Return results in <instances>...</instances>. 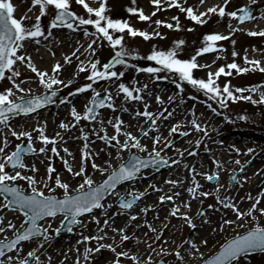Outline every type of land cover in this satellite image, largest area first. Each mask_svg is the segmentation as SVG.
<instances>
[{
  "label": "snow or ice",
  "instance_id": "obj_1",
  "mask_svg": "<svg viewBox=\"0 0 264 264\" xmlns=\"http://www.w3.org/2000/svg\"><path fill=\"white\" fill-rule=\"evenodd\" d=\"M252 4L256 3V0H250ZM75 3L81 5L85 10L86 14H78L72 8L73 0H31L32 6H38L39 14L35 16L34 23H25L29 19L27 13L17 18L14 15L15 5L12 3V0H0V80L7 79L11 82L10 87H6L3 90H0V124L5 125L11 130V136L15 137L17 140L24 138L27 141V146L22 147L23 141L21 143H16L15 148L12 151H6L8 145L11 143L8 136L3 137V144L0 145V194L4 195V203H0V209H13L16 208L18 211L23 212V219L28 221L27 226L23 223L19 227L11 220H5L3 215H0V234L3 235V238L0 239V264H32V261L29 259L35 257V264H40V257L36 254V249L33 248L30 251H27L26 256L15 255V253H22L24 249V242H27L33 238H39L41 235L45 240L50 239L52 233L49 232V229L52 228L51 223L45 227L43 224L37 223L45 217L54 218L58 213H63L64 219L60 221L61 224L65 222L69 225L68 231H73L72 225H80L85 227L83 221L78 219L82 214H89L91 220H95L97 225L101 224V221L98 217L92 215L93 208L103 209L105 205L101 203L105 194L112 189H116L117 184L121 181L131 180L141 173V170H146L149 163L156 165L158 163H169L176 164L177 160H169L167 157L162 156L161 152L163 148H158L157 145L160 143V137L156 136L153 138L150 152L147 157H142L133 154L132 161L125 164L121 161L118 168H112L110 174L102 183L94 185V181L91 176L86 174V166L88 158L93 157V153L88 151V144L84 145L82 149L81 163L79 169L74 170L72 165L65 157H61L64 161V166L67 168L68 172L72 173L73 176L81 177L82 182L77 185L75 189L76 194L70 193L71 185L62 179L61 175L56 171L51 163L47 165L46 177L47 180H53L55 186L63 189V198H58L54 193L55 189L46 181H37L35 175H27L24 173V169H31L33 173L38 171L35 164H28L24 160L25 153H46L47 145L51 144V152L60 155L57 140L62 139L61 134L57 132L53 136H49L45 132L44 124H37L32 130H20L17 131L15 128H12L9 123L10 119L19 114H29L34 113L38 109L42 108L44 105H47L49 102H55L53 98L57 94V88H66L68 85L74 83L73 79L65 80L60 78V70H62L65 64L72 63L70 56L72 58H77V52L79 48L73 51L70 54L64 55L63 60L64 64L60 61H56L52 66L51 70H41L33 62L32 56L27 51V44L30 41H35L37 44L40 43V38H46V36H52V29L58 28L61 25H66L69 29H79L82 27L83 34L86 37L90 38V42L87 44V49L90 54H95L97 49L94 45L98 41L106 40L108 45L115 49V55H112L111 58L100 64V60L94 58L90 61H79L77 64V73L74 75H79V72L85 71L86 66L90 68L89 74L86 76V79L92 81V83H84L82 86L75 87L72 91H69L66 96L62 98L61 102L68 101L69 97L75 95L76 93H82L87 89H92V99L89 104L86 105L85 111L83 113L78 112L76 107L71 108V116L74 118V121L78 122L83 116L86 119L95 121L97 119V107H104L105 105L108 108L115 110L118 105L115 103L114 94L110 88L104 89L105 95L101 98L100 91L93 87L95 81L99 80H115L120 81V78L125 76V71L117 70V65H123L127 67L129 61L125 59V56L136 57L140 53L129 49L126 45V37H142L144 40H149L152 37L163 38L166 36V33H163L159 30L148 31L142 30L133 26L129 20L121 18H113L108 14L109 5L107 0H99L98 6H91L87 0H75ZM132 3L135 4L136 0H132ZM199 3L203 5L205 0H199ZM150 4L154 5V9L151 14H146L143 8L138 6H129L127 7L128 13L136 14L138 13V19L141 21H151L152 16H155L162 8H173L177 7L181 12L186 13L187 18L191 19L197 24L204 25L208 22L212 14H218L219 17L223 18L225 16L230 18H235L238 22L243 21H252L256 17L253 16L247 5H244L236 10H229L228 5L230 0H222L219 4H214L210 7H207L204 11H197L192 6H188L182 2V0H150ZM32 9L29 8L28 11ZM49 12L52 13V19L45 27L41 22V17L46 16ZM261 17L264 18V13L261 14ZM171 20L175 23L163 20L156 19L152 21L157 29L161 25H165L169 29H181L184 27L180 23L179 16L174 15L171 17ZM78 21V24L75 23ZM88 26H92L95 31H90ZM229 31L227 34H224L219 31H210L206 32L202 37V46L197 48L194 53H192L188 58H182L180 53L183 51L182 45L185 44L183 39H178L174 41L173 47L167 49H158L156 45H153L148 55L145 57L148 61H154L158 67H153L149 65L146 68L141 69L138 66L133 65L137 72L145 71L147 73L153 74L156 80H165L169 77L164 75H155L161 73L162 71L168 72L171 76L175 77L172 80V83L183 92L184 91V82L192 85L194 88L198 89L203 93L204 96L209 97L211 100L216 101L217 104L222 108H227L229 102H235L239 100L251 101L253 104L264 103V91L259 92V99L254 98L251 94L243 95L245 92L255 93L258 91L259 85L245 87H238L231 84V81H226L221 85L219 83V78L223 74L224 76H232L234 74L247 73L250 70L256 71L259 70L261 73H264V63L258 59H249L245 53L244 62L247 66H241L235 59L230 63L221 64L215 71L211 70V64L200 63L198 57L205 53L215 52L217 58L222 54L224 45L219 43L220 41L228 40L229 37L233 35V32L237 29L229 25ZM189 31H192V27L189 26ZM250 35H259L264 36V29L259 31L248 30ZM119 33L118 35L115 33ZM94 37V38H93ZM232 44L235 45L236 41L233 39ZM55 53H53L54 55ZM232 56L236 57L238 55L235 48L232 50ZM215 64L216 61L211 62ZM18 65H26L33 73L35 77L25 76L23 79H17L22 76V70ZM208 69L207 78L198 77L195 75V70L197 69ZM235 70L232 72L231 70ZM38 79L39 85L45 90L43 93L33 95L32 89L25 88L22 85L26 80H35ZM264 83V82H262ZM117 91L116 96H119L120 93L124 94L125 101L134 100V101H144L145 96L140 93L145 92L148 89V84L139 85L136 88H130L126 83L119 82L116 85ZM17 90L19 93H23L19 97H16ZM239 93V95H238ZM148 95L151 96L152 93L148 92ZM156 101L160 104H164V99L159 95H155ZM174 97H168V100L171 101ZM151 101L144 103L143 111L139 109L136 110L135 115L141 117H148L150 123L147 128L141 129L142 136L149 135V129L157 128V119H165L174 115V112L168 111L167 117H165L164 109H161L160 112L154 114L152 111H149V104ZM207 103L208 108L213 112L217 111L212 104ZM122 111H128L127 108H122ZM241 119H247V116H241ZM109 125H112L114 128V134L109 135L106 128L104 129V135L100 137L101 140L107 142L111 147L116 148L117 155H119V150H131L137 149L140 152L148 150V145L142 143L139 136L135 135L133 131L129 128H125V121L120 116H115L113 119L107 121ZM182 121H178L176 124H173L169 131L170 133H175L180 131V124ZM100 124L103 128L104 120H100ZM191 124L196 130H203L205 136H207L208 128L207 125H202L193 118ZM72 127L71 124L60 121V128L68 129ZM189 129L188 131H191ZM38 132V135L34 137L33 133ZM121 134L125 137L123 140L120 138ZM187 134V133H185ZM82 135L85 140L88 139V133L82 131ZM34 139L40 140L43 142L42 147L36 148L34 146ZM166 142L164 143V148H167L171 144V140L165 138ZM115 141V144L112 142ZM196 145L200 144V140H197ZM223 143V141H221ZM234 150L239 153L240 148L232 146ZM65 153H68L71 156V152L67 147L63 148ZM195 149H193V152ZM247 151L251 153L252 148H248ZM99 155V153H95ZM111 155V153H109ZM183 155V153H181ZM49 160L52 159L51 156L48 157ZM215 160V158H213ZM108 163V161H105ZM215 163L219 167L221 161L215 160ZM236 164L240 165L241 161L237 159ZM11 165L14 174H10L6 168ZM187 166V165H186ZM91 167L99 170L100 172H106L108 169L104 168L101 164L97 163L95 159L91 160ZM19 168V170H16ZM239 170H243L242 168ZM193 181L194 186L189 187L187 191L192 194V196L197 195V189L199 188V183L195 182V170L193 169ZM53 173L55 175L53 176ZM148 175L147 171L143 173ZM208 180L217 179L219 177V172H214L211 175L203 173ZM233 179H237L233 177ZM248 177H243V180H247ZM18 180L26 181L28 186L31 188V193L26 194L23 189L16 183ZM38 183H43L44 187L40 188L36 185ZM167 184L176 185L180 183L178 180H168L165 181ZM87 186V190H85ZM219 185L217 191H219ZM45 189L47 193H45ZM149 189L161 191L158 185L155 183L149 184L148 188L144 191H140L133 195L129 193L130 199H120L119 203L124 209H130L133 205V202L145 195V192ZM9 195L11 199H9ZM202 195L208 196L210 193L203 192ZM179 196V193H174L173 195H160L159 200L162 201H173L174 197ZM216 199L221 205L225 208H230L233 213H235L237 219L244 218L245 216H252V219L255 220L256 217L253 214L254 210H258L261 214H264V207H258L261 200L264 199V189H261V193L255 197L249 195L247 199L252 201L250 207L247 211L241 210L238 207V203L233 202L232 199L228 197L221 198L217 195ZM234 199V198H233ZM241 199H244L243 197ZM227 201V203H225ZM111 207V205H108ZM155 205H146L143 209V213H148L149 209L154 208ZM209 208L215 207L214 205H208ZM183 209H190L191 205L187 202L182 201L180 204H174L171 208L170 215L179 216L184 219V222L191 228L196 229L197 224L195 222L194 215L190 214L189 211H182ZM140 213L130 214L129 223L135 221L137 216ZM222 222L217 225V228L220 231H224L227 226H230L234 223L232 219L221 218ZM167 220V217L165 218ZM206 223H211L210 219L207 216L203 217V221ZM143 224L147 225L148 229L152 232L157 233L156 240H160L164 229L167 227V223H164L159 229L153 226L152 223H149L147 219L143 220ZM104 226H111L113 231L118 233L120 236V243L123 244L124 241H128L130 236L126 231V227L116 228L114 223L109 225V220H103ZM137 228L141 225H136ZM8 229H11V235L8 233ZM215 230V229H213ZM56 233L60 232L59 228L54 230ZM98 232L102 233L100 235H83L81 240L77 241V244H80L81 241H93L97 242L96 247H91L85 245L83 249L82 256L77 255L74 258V264H87V261L91 257V253L98 251L99 249H110L115 253L116 259L111 261V264H123L119 259L120 257H129L136 262V264H152L153 257L148 255L146 260H141V258L135 253H131L127 250L117 251V247L114 243H99L103 240L108 233L104 231L103 227L98 228ZM148 234L145 233V236ZM138 239V238H137ZM151 241L147 247L152 249V244L156 240H152L151 237H148ZM166 243V242H165ZM187 243L190 245L188 254L192 257H196L199 253V259L197 264H252V257L250 254L256 253L259 251L261 254H264V224L256 223L249 229H246L242 234L237 233L231 238L225 240L224 243L218 246V249L211 255L205 257L204 253L200 251L201 245H206L208 243L207 239H202L199 242L195 238H190L187 240H181L175 247V249H168L170 252H174L175 257L179 261H183L185 256L181 254V246ZM158 247H160L158 245ZM165 247H160L161 252H165ZM71 251V249H69ZM79 252V248L76 249ZM155 251V249H152ZM51 256L48 257V262L51 264ZM67 259V257H65ZM158 264H163V262H158Z\"/></svg>",
  "mask_w": 264,
  "mask_h": 264
},
{
  "label": "rangeland",
  "instance_id": "obj_2",
  "mask_svg": "<svg viewBox=\"0 0 264 264\" xmlns=\"http://www.w3.org/2000/svg\"><path fill=\"white\" fill-rule=\"evenodd\" d=\"M121 1L122 0H107V4L109 5L108 14L110 12H112L115 8L118 7L121 4ZM189 1L190 0H182V2L185 3L186 5L192 6ZM87 2L91 6L95 7V6H98L99 0H87ZM16 3H19V5L21 7H27V8L32 9L31 11L27 12V15L29 18H31L30 20H28L29 24L34 23L35 22V16L39 14L38 6H32L31 0H14V5H16ZM140 4H141L140 8H144L145 13L149 14V15L151 14L152 10L155 7L154 5L150 4V0H142L140 2ZM244 5H247L248 7L252 8V14H253V16H256L257 8L254 7L252 4H250L249 2L245 3V4H240L237 7V9H239L240 7H242ZM72 8L78 14H82V15L86 14V10L81 5L76 4L75 0H73ZM263 8H264V6H263ZM32 13H34V14H32ZM174 15L179 16L180 23L184 26L181 29H169L165 25H161L159 27V29H157V26L152 22L156 19H163V20L175 23L174 21L171 20V17ZM51 17H52L51 12H49L46 16L41 17V22L45 27L50 22ZM225 20L226 19L224 17L221 18L218 16V14H212L206 24L200 25V24L195 23L191 19L187 18L186 13L181 12L180 9L177 7L162 8L159 12L156 13L155 16H152L151 21H141L138 19V15L132 16L130 18L129 22L133 26L140 28L142 30H145V29L147 30L149 24H151L154 27V30H159L163 33H166L167 35L164 36L163 38L152 37L149 40H144L142 37H139V36H137V37H126L127 47L129 49H133V50L139 52L140 55L136 56V57H129V56L124 57L125 59H127L129 61L130 66L129 65L127 67H125L123 65H117L116 66L117 70L125 71V76L120 78V81H118V82L122 81V82L126 83L130 88H136L137 86L144 84V83L139 84L136 81L135 77L137 76V74L139 72L136 71V69H135V67H133V65L138 66L141 69L146 68L149 65H151L153 67H158V65H156V63L154 61L149 62L145 59V57L148 55V51L150 49L151 44H153L152 42H156V44H158V42H162L161 43L162 48L167 49V48L173 47L174 41H176L178 39H183L185 41V44L181 46L183 48V51L181 52L183 55L182 58H188L189 56H187V55H191L192 53H194V51L197 48L202 46V43H201V45H198V43L202 42L203 35L206 32L216 31L218 29L221 31V27L224 26ZM75 23L78 24V21H76ZM232 23L238 24V22L236 21L235 18L232 19ZM260 23H262V22H260ZM189 26L192 27V29H193L192 31L188 30ZM88 27H89L90 31H93V32L95 31V29L92 26H88ZM81 28H79V29H81ZM262 29H264V26L262 27ZM76 30H78V29L66 28V30H64V31H58L55 28V29L51 30L53 32L52 36H46V38H40V41H45L46 43H48L52 39H54L57 42H59V41L63 42V40H66L69 37H74L73 33ZM115 34L118 35L119 33L117 32ZM233 39L236 40L235 37H230V38H228V40H224V41L219 42V43L224 45L223 51H226L228 46L233 45L231 42ZM240 42L242 43L241 48H240L241 50H249V49L261 50L264 48V36H259V35L258 36H252V35L248 34V35H245L244 37H242ZM34 43H36V42L35 41L28 42V44L32 47V49L36 48V46L33 47ZM105 46H106L105 51L107 53H109V57L107 59H104L102 62H100L101 65L103 63H106L111 58L112 55H115V51H116L115 49H112L108 45L107 41H106ZM49 54H50V52L47 53L48 57H49ZM205 54H202L201 56H205ZM221 55H224V52H222ZM51 60H56V58L53 57ZM229 62H230V59H229V56L227 55V59L225 60V64H227ZM239 64L240 65L242 64L241 66H243V65L247 66V65H245V63H239ZM46 69L50 71L51 70L50 65ZM212 71H215V68H213ZM231 71L235 72L234 69ZM140 72L144 73L145 79H146L145 81H147V79H149L148 89L144 92L146 99H148V98L151 99L152 98L151 96L158 94L160 89H162V88H166V89L170 90L169 92L162 93L160 95L164 99L163 105L160 104L158 101H156L154 103V106H153V103H150V104H152V107H153L152 112L154 114L160 112L161 109H164L165 117H167L168 111L173 112L176 107H179V106L187 103L188 101L199 102V106L201 108H203V107L208 108L207 103H205V101H207L208 103L212 104L214 108L217 109V111L212 113L213 117H215L216 119L223 118L225 121H228V124L230 125L229 129H232L234 131H253L259 137H262V139H264V122L262 124V122H260V121L258 122V120H256V119H252V118L241 119L240 118L243 115H241L238 110H239L240 105L245 103L244 100H242L243 102L241 100L235 101V102H229L227 108H222V107H220L219 104L216 103V101L211 100L209 97L204 96L201 91L194 88L192 85L188 84L187 82H184V91L181 92L176 87V85L172 83V80L175 79V77L171 76V74L168 72L162 71L161 73L155 74V75H164V76L169 77L168 79H165V80H156L154 78L153 74L147 73L145 71H140ZM88 74H89V72H81V73H79V75H75L73 77L68 78V79H73L74 83L72 85H68L66 88H61L58 85L55 86L57 88V90H60L62 92V94H61V97L54 103V105L52 107L62 108V110H63L62 114H61L62 118L59 117L58 119H55L50 125H47V121H49L50 119H48V120L44 119V113H45V111L52 108V107H49V108H47L41 112L33 114L30 117L25 118L23 116H18L16 118H11L9 123L11 124L12 128H15L17 131L32 130L35 128V126L38 123L44 124L46 122L45 126L50 131L51 135H52L53 130H54L53 135H55L57 132H59L61 134L62 139H58L57 144L62 143L63 144L62 147L63 148L67 147L69 150H72L76 147V148L80 149L81 153H82V149L84 148V145L86 143L88 144V147H89L91 144L95 143L98 139H100V137L102 135H104V129L105 128L106 129L109 128V131L113 132V128L109 127L108 123H104L103 128L100 124V120L101 119L104 120L102 115H103V113L106 112L107 106L102 111L98 112L97 119L93 122L86 121L83 116L81 117L80 121L76 122V121H74V118L71 116V108L73 107L72 103H74L78 97L82 96L84 98L83 102H82L83 106L80 105V108H81L80 111L77 107H76V109L78 112L83 113L86 110L85 106L88 105L90 100L93 98L92 92L88 93V94H83L84 92L76 93L75 95L69 97L68 101L61 102L62 98L64 96H66L69 91H72L75 87H78L80 85L82 79L84 81H86V83H87L86 76ZM24 77L25 76H23L22 78H18V80L23 79ZM262 79H263V77H262L261 72L259 70H256V71L250 70L247 73L234 74L232 76H224L222 74L221 77L219 78V83L221 85H223L224 82L231 81L232 85H235L238 87L248 88L250 85L251 86H256V85L260 86L261 84H263L262 82L264 81ZM67 80H65V82ZM5 81H8V80L7 79L0 80V86ZM82 85H83V83L80 86H82ZM44 91L45 90L43 89V87L38 85V89L36 91L32 92L31 94L37 95V94L43 93ZM148 92H151L152 95L149 96ZM21 95H24V94L19 93L18 91L16 92V97H19ZM100 95L104 96L105 92L104 93L100 92ZM238 95H239V93H238ZM243 95H247L246 92L243 93ZM119 96H120L121 100L123 101L121 104V107L127 108L128 111L130 112V115L133 118H137V120H143V118H144L145 123L143 125V128H147L148 124L150 123L149 118L135 115V112L137 109H139L140 111H143L144 106L140 105L141 101H134V100L125 101L123 93H120ZM170 96L174 97V99H172L171 101L168 100V97H170ZM253 97L256 99H259L258 95H255ZM150 99H149V101H150ZM246 102L250 103L251 101H246ZM127 104H130V105L127 106ZM261 107H264V103H261ZM106 116L109 119H113V115H110L109 113H107ZM193 116L195 119H197V121L199 123H201V120H200L201 116H199L198 113H195ZM170 118L171 117H167L165 119H159L158 118L157 119V128L149 129V135L148 136H142L141 133L136 132V135L140 137L142 143L147 144L149 146L148 150H146L144 152H140L137 149H131L130 151L129 150H119V155H117L118 150L115 149L114 147L109 146L107 144V142L105 141L106 144L103 145L102 148L107 151L106 153L113 152V154L115 156H114L113 161H112L113 162L112 166H109L107 168L108 171L103 172V174L99 177V179L96 182H94L93 186L99 184L104 179L106 174H108L111 171L112 168L118 167L120 165L121 161L126 160L127 155L130 152H135L136 154H138L140 156H147L151 150V147L153 146L152 141L150 140L151 135H153V137L159 136L161 138L160 143L157 145V147L163 148L161 155L167 157L169 160L175 159L178 155H180L182 153V151H185L186 153L192 154V155H199V154H201V152L206 151V146H207L208 142H210L211 136H205L203 133V130L198 131L194 128L193 125H190L187 128L184 126H180V131H177L175 133H170L169 129L173 125ZM19 120L28 121V124L30 123L32 125L30 127H28L27 129H25V126H27L26 124L23 123L22 125L21 124L17 125L16 121H19ZM63 120L64 121L66 120L67 123L72 125V127H70V130L60 128V121H63ZM104 121H106V120H104ZM58 124H59V126L57 127ZM184 128H186V129H184ZM189 129H192V130L188 131ZM82 131L88 133V139L87 140H85L84 136L82 135ZM192 131L195 132L194 140H193L194 142L191 141L187 145L181 144L182 142H184L188 138L189 133ZM225 131H226L225 128H223V127L219 128V132L224 133ZM10 133H11V130L9 128H7L3 124H0V140L2 141V144H3V137L5 135H7L9 140L11 141V143L8 145V148L6 149V151L14 150L15 144L21 143V141H23L22 144L27 143V141L24 138L17 140L15 137H12ZM185 133H187V134H185ZM178 134H181L182 138H180L176 143L172 144L171 146L164 148V143L166 142L165 138H168L171 140V139L175 138ZM228 134H230V133H228ZM33 135L35 137L36 135H38V132H34ZM109 135H111V134H109ZM224 135L227 136V134H225V133H224ZM120 138L122 140L124 139L123 137H120ZM199 139H200V144L196 145L195 142ZM231 142H232V140H230L229 138H228V142L227 143L225 142L226 144H225L224 148H225V154L227 156H229V154H231L233 152V149L229 147V143H231ZM41 143L42 142L40 140L34 139V146L37 149L42 147ZM112 143L115 144V141H113ZM175 147H179V149L175 152L176 155L171 154L172 153L171 151H173ZM193 149H195L194 152H193ZM39 154H40L39 152H36V153H34L33 156L24 157V160L28 164H35L37 169L39 170V174L37 176H38V178H40V181H46L49 184V186H51L55 189L53 194H55L58 198L62 197L63 194L59 193L58 186H55V184H54V179L53 180H47V177H46L47 165L49 163H51L53 165V167L56 169V171L61 175L62 179L67 181V179L70 178L69 176L71 174H70V172H68L67 168H65L64 161L61 159V157H65L70 163V156L68 155V153H65L63 151V149L60 151V155H56L50 151L46 152V153H42L40 156H39ZM49 156L52 157L51 160L48 159ZM102 156H103V153L101 154L100 157H102ZM75 161L76 162L73 164L72 167L74 170L78 171L79 168H77V167L81 163L80 156H77ZM228 162H229V165L231 167L230 170L232 172L230 174H228L227 178H225L224 188L219 189V191H217V187H216L217 180H216L215 184L209 185L207 183L208 179L207 178L203 179L202 183H204L206 185V187L208 189V193H210V195L204 196L203 199H200V201L198 203L199 207L195 212L196 218H201L203 216V214L205 213V207H207L208 205H214L215 207H213V209L215 208L218 211L229 210V208H225L216 199L217 195L221 196L222 198L231 195L233 189L238 187V185H237L238 179H236V182L234 185H231L230 176L233 173H236L237 174L236 178L238 177L239 166L235 165V167H232V166H234L232 160H229ZM89 165H91V161L88 159L87 166H86V172L89 168ZM175 166L176 165L169 164L168 169L163 173H166L169 169H171ZM203 169H204V173L211 175L209 167L204 166ZM6 170H7V168H6ZM23 171L27 175H34L33 172L31 171V169H24ZM147 171H148V173H152L151 170H147ZM144 172H141L135 178V180L128 182V183H125L122 187H120V188H122L121 194L114 195V192L116 190L111 192V194L107 198V200L112 197V201L110 204H111V207H112L111 209L113 212H116L119 214L125 210H129V209L120 208L117 203H118V200L120 198H124V199L131 198L129 196V193H132L133 195H135V192L132 191L133 188L135 189V187H132L134 184L139 185L138 188H143L145 190L148 188L149 184L153 183L150 179L145 178V176L143 174ZM10 174H14V173L10 172ZM54 175H55V173H53V176ZM189 179L192 181L193 177L189 176ZM14 183L18 184L23 189L24 192L31 193V188L28 186L26 181L18 180ZM261 183L264 184V171L262 173ZM77 185H74L72 187V189L70 190L71 194L75 193V189L77 188ZM36 186L43 188L44 184L38 183ZM86 188H87V186H86ZM261 189H264L262 185H260L259 190L257 192V195H259L261 193ZM155 191L156 190L149 189L148 191H146L144 196L138 198L137 202L134 205H136L138 203V201L143 199L147 194H149L150 192H155ZM45 193L48 194L46 189H45ZM152 196H154L157 199L156 202H157L158 206L160 208H163V209L170 207L172 202H173V201H167V200L161 202L158 198L160 196L159 193L154 194ZM166 202H168V204L164 205ZM0 203H4V199L0 198ZM225 203H227V201H225ZM134 205L131 208H133ZM258 207H264V199L261 200ZM200 208H201V213L199 216H197V212ZM95 212L96 211L92 212V214ZM253 214L256 217L255 220L252 219L251 215L245 216L244 218H240V219L236 218L235 224L232 227H228L223 231V232H225V231H228V232L223 237V239H221V241L213 243L212 246H210V247L209 246H203V248L200 251L204 253L205 257H207V256L211 255L212 253H214L218 249V246L220 244H222L225 240L231 238L235 234L243 233L246 229H249L250 227H252L256 223L264 224V214H261L259 211L253 212ZM0 215H3L5 217L6 221L11 220L13 223H15L17 225V227H19L21 223L24 224L26 221L23 219V216L20 213L9 211L7 209H0ZM86 216H89V215H86ZM82 217H85V216H82ZM145 217H146V215L142 214L140 219L144 220ZM62 219H64L63 215H57L54 218H48V219L42 220L39 224H43L45 227H47L48 224L51 223L52 228L49 229V232L52 233L51 238L47 239L46 242H43L42 239L30 240V241L24 243L23 252L22 253H15V255H21L22 257L26 256L27 251H30L33 248H35L36 254L40 258H44L46 253H47V250L53 245V243L55 241H58L61 239L67 240V239H70L71 237L73 240L78 241V240H81V237L83 235H91L94 231H96L100 227V225H97L96 222L89 224L85 228H82L81 226L76 225L75 228H73L74 230L69 231L67 236L56 237L54 230L56 228H59V226L61 224L60 221ZM231 228H233L232 231H230ZM7 231L9 233V235H11L12 230L8 229ZM175 231H176L175 241L178 244L186 236L187 232L189 231V227L187 224H185V222H183L180 219L178 221V226L176 227ZM165 234H166V229L162 233L160 240H157V244H156L157 247H156L155 251L150 250V251L142 254L143 256L146 255L145 258H143V257L141 258L142 261L146 260L148 255H151L153 257L152 264H156L160 260L165 262V264H170V262L175 258L174 252H170L168 250H165V252H161L160 248L158 247V245L161 244V241L164 239ZM2 238H3V235L0 234V239H2ZM85 245H88L91 247L97 246L95 244L94 240L93 241H87V242L81 241V243L77 247V248H79L80 251L79 252L75 251V253L77 255L82 256L83 249H84ZM251 257H252V264H264V254L251 255ZM199 258H200L199 253H197L196 257H192L190 255V258L188 259L189 261L186 264H197V260ZM29 259L32 261V264H35V257H31ZM115 259H116V256H115V254H113V252L111 250L99 249L98 251L91 253V257L87 261V263H89V264H111V261H113ZM119 259L123 262V264H136V262L133 261L131 258L127 259L126 257H123V258H119ZM40 264H45V263H42L40 260Z\"/></svg>",
  "mask_w": 264,
  "mask_h": 264
},
{
  "label": "bare ground",
  "instance_id": "obj_3",
  "mask_svg": "<svg viewBox=\"0 0 264 264\" xmlns=\"http://www.w3.org/2000/svg\"><path fill=\"white\" fill-rule=\"evenodd\" d=\"M142 0H136V3L133 4L132 0H122L121 4L115 8L112 12L109 13L110 16L113 18H121V19H127L130 20L132 16L138 15V13L133 14V13H128L127 12V7L129 6H138L141 7V2ZM95 2V1H94ZM194 9L197 11H204L207 7H210L214 4H219L222 2V0H205V3L201 5L199 3V0H190L189 1ZM250 3V0H230V4L228 5L229 10H236L237 7L240 4H245V3ZM12 3L14 4V0H12ZM254 7L257 8L256 12V19L252 20L248 23L244 24H236L232 23V19L230 17L225 16L224 18L225 23L224 26L221 27V31L218 29L216 31L223 32L227 34V32L230 30L229 25L231 24V27L234 29H237L236 31L233 32V35L231 37L236 38V44L235 45H230L227 47L226 51L224 52V55H221L219 58H217L215 52L211 53H206L205 56H200L198 57V61L200 63H208L211 64V70L215 68V70L221 65L225 64V60L227 59V55L229 56L230 62L235 59L237 63H245L244 62V56L245 53L249 57V59H258L262 63H264V48L261 50H241V38L244 37L245 35L249 34L248 30H253V31H259L262 29L264 26V18L261 17V14L264 13V0H256L255 4H252ZM27 7H21L19 3H16L15 5V11L14 15L17 16V18L21 17L24 15V13L28 12ZM144 9V8H143ZM34 14V13H32ZM29 18L28 20H30ZM25 21V23H29V21ZM262 22V23H260ZM148 31H154V27L149 24L148 26ZM74 37H69L66 40L59 41L57 42L56 40L52 39L50 42L46 43L45 41H40L39 44L34 43L33 47L36 46L35 49H32V47L27 44V51L28 53L32 56L33 62L37 65L38 68L41 70H45L46 68L54 65L56 61H60L62 64H64L63 57L64 55L70 54L73 51H75L77 48H79V51L77 52V58H72L70 56V59L72 60V63L70 64H65L64 68L60 70V78L63 80H67L70 77L75 76L74 74L77 73V64L79 61H90L93 58H97L102 62L104 59H107L109 57V53L105 51L106 49V41H98L94 47L97 49L95 54H90L87 49V44L90 42V38L84 36L83 30L78 29L74 31L73 33ZM250 35V34H249ZM254 36V35H252ZM258 36V35H256ZM94 38V37H93ZM230 38V37H229ZM150 49L148 53L150 52L151 48L153 45H156L158 49H163L162 48V42H152ZM196 43V42H195ZM202 42H199L198 45H201ZM44 47V48H43ZM50 48V49H49ZM235 48L237 51L238 55L236 57L232 56V50ZM49 57L47 53H49ZM53 53H55L53 55ZM226 53V54H225ZM181 57L183 56L182 53H180ZM190 56V55H187ZM53 57L56 58V60H51ZM38 59V60H37ZM37 60V61H36ZM147 60V59H146ZM215 60L216 63L212 64L211 62ZM148 61V60H147ZM150 62V61H149ZM229 62V63H230ZM242 65V64H241ZM21 70H22V76L19 78H22L23 76L27 77H35V73H33L30 69L27 68L26 65H18ZM102 66V65H101ZM130 66V64H129ZM244 66V65H243ZM83 72H90V68L86 66L85 71ZM207 72L208 69H197L195 70V75L198 77H203L207 78ZM81 73V72H79ZM33 76H32V75ZM139 74V75H138ZM137 74L136 81L140 83H147L149 84V79L145 81V75L143 72H139ZM264 80V73H261ZM18 79V78H17ZM264 82V81H263ZM86 83L82 79L81 84ZM87 83H92V81L87 80ZM119 83L115 78L112 80H99L95 81L93 84V87L99 90L100 92L104 93V89L110 88L111 91L114 94V100L115 103L118 105V107L113 110L111 108L106 109V112L103 113L102 117L104 118V123H107L109 118L106 116L107 113L110 115H113V118L116 116H120L124 121H125V128H129L133 133L136 135V132L141 133V129H143L144 121L143 120H137V118H133L130 115L129 111H122V100L120 96H116L115 93L117 91L116 85ZM38 79L35 80H26L25 83L22 85L25 88H31L32 92L36 91L38 89ZM79 85V86H80ZM11 82L10 81H5L1 86L0 90H3L6 87H10ZM15 92L17 90L14 89ZM169 89L162 88L159 91V95L162 93H167L169 92ZM264 91V83L261 84L258 88V91L255 93H249L246 92V94H251L253 96L258 95L259 97V92ZM92 89H87L84 91L83 94H88L91 93ZM141 95L145 96V93H140ZM146 97V96H145ZM152 98H148L144 101L140 102L141 106H144V103L149 101L150 103L156 102L155 100V95L151 96ZM83 97H78L77 100L72 103L73 106L77 107L80 111V105L83 106ZM242 101V100H241ZM243 102V101H242ZM246 103V104H245ZM244 104H241L239 107V112L243 116H247L248 118L256 119L258 122H264V107H261V104H253L252 102H246ZM130 104H127V106ZM153 107L152 104L149 105V111H152ZM62 108L60 107H53L44 113V119H50L47 121V125H50L55 119H58L61 117L62 114ZM174 115L171 116V121L173 124H176L178 121H182L183 123L180 124V126L184 127H189L191 124V120L194 118V114L198 113L199 116H201V124L202 125H207L208 132L207 136H211L210 142H208L206 146V151L201 152L199 155H192L188 154L185 151H182L183 155H178L175 160H177V163L174 164L176 165L175 167L169 169L166 173H148V175H144L145 178L150 179L153 183L159 186L161 191H155V192H150L147 194L143 199L139 200L136 205H134L133 208L129 210H125L122 213H116L112 211V207H108V205H111L112 197L103 204L105 207L103 209L99 208L95 213H93V216H96L100 219L102 222L100 224V227H103L104 231L108 233V235L99 243H114L117 247V251H129L131 253H135L138 255L140 258H145L142 254L145 252H148L152 249H156L157 247V240L156 236L157 233L152 232L150 229H148L147 225L143 224V220L140 219L141 215L144 214L146 215L145 219L149 221V223H152L154 227L159 229L164 223H167L166 229V234L164 239L161 241V244H159L160 247H165L166 250L168 249H174L177 245L175 241V234H176V227L178 226V221L181 219L184 222V219L179 217V216H172L170 215L171 213V208L174 204H180L182 201L187 202L191 205L190 209H183L182 211H189L190 214L194 215L195 222L197 224L196 229H191L189 226V231L187 232L186 236L182 240H187L190 238H195L197 242H199L202 239H207L208 243L206 245H201L200 250L203 248V246H212L213 243L221 241L223 237L226 235L228 231H220L217 228V225L222 222L221 218L225 219H232L234 223L228 227H232L235 224V219L237 218L235 213L232 212V210L229 208L227 211H218L215 208H209L208 206L205 207V213L201 218H196L195 212L198 209L199 201L200 199H203L204 195H202L203 192H208V189L204 183H202L203 179H205L204 173V166H207L210 168L211 174L214 172H219V177L216 179V187L218 188V185L220 186L219 189L224 188L225 185V178H227L228 174H230L232 171L230 170L231 167L229 165V160H232L233 165L232 167L239 166V169H243L242 171L239 170L238 173V181H237V188H234L231 195L227 196L229 199H232L233 202L238 203V207L241 208L243 211H247V209L250 207L252 201H249L247 197L251 195L253 197V200L257 196V192L259 190L260 185L263 186L264 184L261 183V178H262V173L264 171V139L262 137H259L257 134H255L253 131H234L230 128V125L228 124V121H225L223 118L216 119L213 117V111L210 110L207 107L201 108L199 106V102L195 101H188L187 103L176 107L174 109ZM217 115V114H216ZM62 118V117H61ZM64 121V120H63ZM17 125H22L23 123L26 124L25 129L30 127L32 124H28V121H16ZM65 122H67L65 120ZM59 124L57 125V127ZM109 127L113 128L112 125H109ZM225 128V134L219 132V128ZM17 128V127H16ZM108 128V127H107ZM184 128V129H186ZM70 130V128H68ZM109 134H114V128L113 132L109 131V128L106 129ZM54 131V130H53ZM52 131V135H53ZM45 132L47 135H51L50 131L46 128L45 126ZM249 132V133H248ZM230 133V134H228ZM51 135V136H52ZM194 135L195 132L192 131L189 133L188 138L182 142L181 144H189L191 141L194 140ZM229 136V137H228ZM120 137L125 138L122 134ZM153 135L150 136V140L153 141ZM228 138L232 140L231 143H229V147L233 149V152L227 156L225 154V144L228 142ZM210 139V138H209ZM200 140V139H199ZM223 141V143H221ZM42 142V141H41ZM194 142V141H193ZM226 142V143H225ZM2 144V141L0 140V145ZM42 146L43 142L41 143ZM106 142L98 139L95 143L91 144L88 147V151L92 152L94 155L91 158H88L90 161L92 159H95L97 163L101 164L104 168H108L109 166H112V161L114 158L113 152H108L105 149H103V145H105ZM235 145V147H238L241 149L239 153H237L234 148L232 147ZM59 152L63 149V144H57ZM47 152H51V144H48L47 146ZM248 148H252L253 151L249 153L247 151ZM116 149V148H115ZM179 149V147H175L173 151H171V154L176 155V151ZM96 151V152H95ZM71 156H70V164L73 166V164L76 162L75 159L77 156H82V153L80 149L74 148L70 150ZM95 153H99V155H95ZM103 153V156L101 154ZM111 153V155H109ZM42 153L39 154V156ZM221 161L220 166L218 167L217 164L215 163V160ZM239 159L241 161V164L238 165L235 163V161ZM105 161H108V163H105ZM187 165V166H186ZM79 168V166L77 167ZM195 170V182L199 183V188L197 189V195L192 196L191 193L187 191L189 187L194 186V181L189 179V176L193 177V171ZM36 176L37 181H40V178H38L39 170L36 173H33ZM69 176L70 178L67 179V182L71 185L70 190L74 185H77L82 182L81 177H76L73 176L72 173ZM87 175L91 176L93 181L96 182L99 177L103 174V172H100L97 169H94L89 165V168L86 172ZM69 175V174H68ZM247 176V180H243V177ZM168 180H178L180 183L176 185H171L165 183V181ZM132 187V191L137 193L140 191H144L143 188H138L139 185L134 184ZM59 193L63 194V189L59 188ZM69 190V191H70ZM122 193V188L117 189L114 192V195H119ZM146 193V192H145ZM159 193V195H173L174 193H179V196L174 197V200L171 204L170 207L168 208H160L156 202V198L152 195ZM223 195V194H222ZM221 197V196H220ZM244 199H241V198ZM159 198V197H158ZM222 198V197H221ZM234 198V199H233ZM155 205L154 208L149 209L148 213H143L142 209L146 205ZM254 212H258V210H254ZM135 213H140L139 216H137L135 221H132L129 223V218L130 214H135ZM207 216L211 223H206L202 222L203 217ZM167 217V220L165 218ZM108 219L109 220V225H112L114 223L116 228H121V227H126V231L128 235L130 236V239L128 241H124L123 244L120 243V236L118 233L114 232L111 226H104L103 225V220ZM81 220L83 221V224L88 226L89 224H92L95 222V220H91L89 216L82 217ZM141 225V227L137 228L136 225ZM186 224V223H185ZM80 226V225H79ZM82 227V228H85ZM99 227V228H100ZM164 229V230H165ZM215 229V230H213ZM233 228L230 229L232 231ZM145 233L148 235L145 236ZM102 233L98 232V229L94 231L91 235L96 236L100 235ZM148 237H151L152 240H156L155 243L152 244V249H149L147 245L151 242L149 241ZM138 238V239H137ZM95 241V240H94ZM166 242V243H165ZM95 244L97 245V242L95 241ZM79 244H77V241L73 240L72 237L70 239L64 240H58L53 243V245L47 250V253L44 258H40L42 263L49 264L48 262V257L51 256V264H74V258L77 256L75 253L77 247ZM159 247V248H160ZM190 248V245L187 243L183 244L181 246V254L185 256V259L183 261H179L176 257L170 262V264H186L190 258V255L188 254V250ZM71 249V251H69ZM104 250H110L107 248H104ZM115 254V253H113ZM67 257V259H65ZM123 258V257H120ZM127 259H130L131 256L126 257ZM89 264V263H87Z\"/></svg>",
  "mask_w": 264,
  "mask_h": 264
},
{
  "label": "water",
  "instance_id": "obj_4",
  "mask_svg": "<svg viewBox=\"0 0 264 264\" xmlns=\"http://www.w3.org/2000/svg\"><path fill=\"white\" fill-rule=\"evenodd\" d=\"M251 11V10H250ZM246 21H248V20H246ZM246 21H243V22H240V23H244V22H246ZM66 28V25H61L60 27H58V30H64ZM60 96V92L59 91H57V94H56V96L53 98V100L55 101L56 99H58V97ZM101 98H103V97H101ZM53 104V102H49L47 105H44L42 108H40V109H38L36 112H39V111H42V110H44V109H46L47 107H49V106H51ZM89 106H91V105H89ZM106 106V105H105ZM105 106L104 107H97V112L98 111H100V110H102L103 108H105ZM35 113V112H34ZM31 114H33V113H29V114H19V115H23V116H30ZM15 116H18V115H15ZM88 121H92V120H89V119H87ZM180 138V136H178L176 139H175V141H177L178 139ZM172 143V142H171ZM27 146V144L26 145H22V147H26ZM25 155H32V153H25ZM132 155L133 154H130L129 156H128V159L124 162L125 164H127V163H129V162H134V161H132ZM136 155V154H135ZM9 167V170L10 171H13L12 170V166L11 165H9L8 166ZM148 168H151V169H153V170H155L156 172H163V171H165V170H167V168H168V164H166V163H158V164H156V165H152L151 163H149V165H148ZM142 171H144V169H142L141 170V172ZM138 175V174H137ZM233 177H235L234 175L232 176V178H231V183L233 184L234 183V180L235 179H233ZM107 178V177H106ZM135 178V177H134ZM133 178V179H134ZM133 179H131V180H133ZM131 180H125V181H121L120 183H118L117 184V187H116V189H118L119 187H121L125 182H129V181H131ZM215 182V180L213 179V180H211V181H209V183L210 184H213ZM116 189H112V190H109L106 194H105V196H104V198L102 199V201H101V203L102 202H104L106 199H107V197L110 195V193L113 191V190H116ZM2 197H4V195L5 194H0ZM9 199H11V196L9 195V197H8ZM137 200V199H136ZM136 200L133 202V204L136 202ZM120 201V200H119ZM119 201H118V205L120 206V207H122V205L119 203ZM97 208H93V210L92 211H94V210H96ZM11 210H17L16 208H13V209H11ZM23 213V212H22ZM58 214H63V213H58ZM83 215H87V213H84V214H82L81 216H83ZM80 216V217H81ZM80 217H78V218H80ZM46 218V217H45ZM42 219H44V218H42ZM41 219V220H42ZM40 221V220H39ZM39 221H37V223L39 222ZM27 224H28V221L26 222V226H27ZM74 226L75 225H72L71 227L72 228H74ZM68 227H69V225L65 222V224H61V226H60V232L59 233H56V235L57 236H63V235H66L67 233H68ZM40 237H43L42 235L40 236ZM256 253H259V251H257ZM253 254V253H252ZM164 264V263H163Z\"/></svg>",
  "mask_w": 264,
  "mask_h": 264
}]
</instances>
